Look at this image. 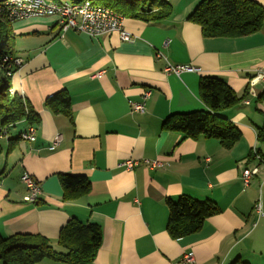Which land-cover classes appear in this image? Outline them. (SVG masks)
<instances>
[{"label":"crops","instance_id":"crops-1","mask_svg":"<svg viewBox=\"0 0 264 264\" xmlns=\"http://www.w3.org/2000/svg\"><path fill=\"white\" fill-rule=\"evenodd\" d=\"M165 1L173 15L159 23L124 18L132 41L118 33H63L55 17L12 24L14 53L24 61L13 75V90L41 122L34 142L9 143L27 132L26 122L0 138L1 237L40 234L59 248L60 230L75 217L102 228L103 243L91 264H264V218L256 209L261 202L264 211V162L249 186L240 177L242 166L253 162L254 149L264 155L258 141L264 95L247 94L250 79L264 69V24L247 36L206 38L188 21L202 0ZM254 1L264 7V0ZM168 62L199 71L168 74ZM204 77L224 80L250 101L221 112L242 132L232 149L216 139L182 140L181 134L162 129L172 114L206 109L200 97ZM62 90L70 93L73 123L45 106ZM146 92L145 112H132L130 103H141ZM58 135L61 142L51 149ZM127 159L141 163L128 171L120 167ZM144 160L164 165L150 169ZM25 172L41 189L34 203L25 201ZM64 173L87 176L90 193L63 202L59 175ZM182 195L209 199L221 213L198 232L175 240L167 230V200ZM189 253L193 260L186 262Z\"/></svg>","mask_w":264,"mask_h":264},{"label":"trees","instance_id":"trees-1","mask_svg":"<svg viewBox=\"0 0 264 264\" xmlns=\"http://www.w3.org/2000/svg\"><path fill=\"white\" fill-rule=\"evenodd\" d=\"M60 1V0H56ZM79 3L85 0H68ZM93 4L108 7L124 18L159 23L173 15V6L165 0H90ZM0 14V64L6 77L0 88V133L9 132L20 123L29 126L41 122L39 114L18 91L13 90L12 78L19 67L9 70L6 57H15L12 24ZM188 21L201 27L206 38L242 37L259 32L264 24V7L254 0H202L188 17ZM3 25L8 36L4 43ZM200 97L206 109L168 116L162 129L181 134L182 140L216 139L226 149H232L240 141L239 127L221 116V112L241 104L246 94L239 96L228 84L217 77H204L200 82ZM45 106L54 114H63L73 123L72 99L67 90L47 98ZM3 130V131H1ZM9 139V143L23 139ZM258 141L264 145V125L258 128ZM257 154L264 161L261 150ZM251 161L255 157L250 155ZM63 189V202H76L91 191V182L82 174L59 175ZM27 196V195H26ZM39 199V198H38ZM38 201V200H37ZM36 202V201H35ZM34 203V202H32ZM169 218L167 230L172 239L178 240L198 232L205 222L221 213V209L209 199H197L182 195L177 200H167ZM103 243L102 228L95 223H84L72 217L60 230L59 248L40 234H15L0 236V264H40L52 260L62 264H91Z\"/></svg>","mask_w":264,"mask_h":264},{"label":"built area","instance_id":"built-area-1","mask_svg":"<svg viewBox=\"0 0 264 264\" xmlns=\"http://www.w3.org/2000/svg\"><path fill=\"white\" fill-rule=\"evenodd\" d=\"M11 22H16L23 19H28L32 17H55L57 19L58 25L61 28V32L65 33L68 30H74L87 34L90 37H98L106 34L118 33L123 41H132L134 37L129 34L123 25L124 17L113 11L108 7L93 4L92 2L86 3H72L68 0H12V6L5 10ZM11 58L10 61H5L6 67L9 69L11 67V61L16 65H21L23 59L21 58ZM199 71L193 65H175L172 63H167L165 67L166 73L175 74L180 76L184 72H197ZM103 72L97 74L98 77L101 76ZM251 79H258V85L264 83V69H259L254 74ZM150 92H146L143 96V101L141 103H130L131 111L137 113L145 112V101L149 97ZM249 104L250 101H245ZM30 134L28 137H24L22 140L34 142L36 140L37 128L35 125H31ZM5 135L6 133H0ZM61 142V136L58 135L54 138L51 149L56 148ZM255 150L253 155L255 157ZM263 159H256L248 165H244L241 168V180L245 187L250 185L253 177L260 174V167L263 164ZM139 160L127 159L120 163V167L132 171L138 165H140ZM143 163L150 169H157L163 167V162L159 160L150 161L144 160ZM22 182L26 185L28 189V194L25 197L27 202H35L38 200L41 189L39 183L34 180V178L25 173L22 176ZM258 217L264 218V211L262 209V204L257 205ZM186 262H191L193 260V253H189L184 256Z\"/></svg>","mask_w":264,"mask_h":264},{"label":"bare ground","instance_id":"bare-ground-1","mask_svg":"<svg viewBox=\"0 0 264 264\" xmlns=\"http://www.w3.org/2000/svg\"><path fill=\"white\" fill-rule=\"evenodd\" d=\"M2 2H5V3H2ZM86 2H91V1L90 0H85V1L79 2V3H86ZM11 6H12V0H0V14H4L5 16H2V15L1 16L2 17H6V19L9 22H11V21H10V18L8 17V15H7V13H6L5 10L9 9ZM10 60H11V58L6 57L4 59V62L5 61H10ZM248 85H249V87H248V93L252 97L258 98V97H261V96L264 95V83L260 84V87L259 88H255V85H258V79H250V82H249ZM245 101H249V99L244 100V104H246ZM246 105H248V104H246ZM1 131H3V130H1ZM1 133H5V132H1ZM28 134H30V127H28L27 132H25L23 134V138L24 137H28ZM255 158L256 159H262L259 154H256ZM258 205H260V203H258ZM256 209L258 211V208L257 207H256Z\"/></svg>","mask_w":264,"mask_h":264},{"label":"rangeland","instance_id":"rangeland-1","mask_svg":"<svg viewBox=\"0 0 264 264\" xmlns=\"http://www.w3.org/2000/svg\"><path fill=\"white\" fill-rule=\"evenodd\" d=\"M2 3H5V2H2ZM114 11V10H113ZM116 12V11H115ZM118 13V12H117ZM11 24H13L14 22H10ZM3 34H4V43L6 42V40H7V36H8V32H7V29H6V26L5 25H3ZM15 59L16 58H19V57H14ZM13 59V58H12ZM14 59V60H15ZM24 62V61H23ZM11 67L9 68V70H11L12 68H14V67H19L20 68V66L23 64H21L20 66L19 65H16L15 63H13V61H11ZM199 69V68H198ZM19 70V69H18ZM101 73V72H100ZM5 77H6V74H5V72H4V70L2 69V67H1V64H0V88H2L3 86H4V82H5ZM248 87H249V85H248ZM260 87V85H255V88H259ZM247 92H248V88H247ZM248 94V96H249V93H247ZM245 98H247V97H245ZM0 127H1V121H0ZM16 128H18V126L16 127ZM13 129H15V128H13ZM6 137V135H1L0 134V138H5ZM3 142V141H2ZM1 141H0V145H1V143H2ZM25 173H27V172H25ZM24 173V174H25ZM23 174V175H24ZM29 174V173H28ZM21 180H22V178H21ZM35 180V179H34Z\"/></svg>","mask_w":264,"mask_h":264}]
</instances>
